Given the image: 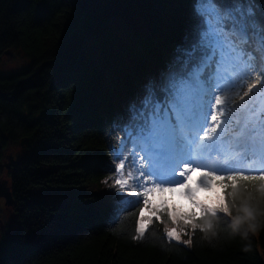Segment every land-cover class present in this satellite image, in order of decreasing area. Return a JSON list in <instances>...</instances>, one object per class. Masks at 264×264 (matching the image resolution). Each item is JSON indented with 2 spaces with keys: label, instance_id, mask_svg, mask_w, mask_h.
I'll return each mask as SVG.
<instances>
[{
  "label": "trees",
  "instance_id": "1",
  "mask_svg": "<svg viewBox=\"0 0 264 264\" xmlns=\"http://www.w3.org/2000/svg\"><path fill=\"white\" fill-rule=\"evenodd\" d=\"M190 11L191 0H0V58L18 49L30 59L26 69L0 74V190L8 179L16 223L0 217V264H264V181L240 182L226 196L230 214L209 217L207 232L186 226L192 246L167 238L166 215L135 239L142 204L116 214L108 195L116 191L113 151L125 140L121 117L155 69L167 68ZM88 32L102 40V56L85 51ZM130 152L129 144L123 154ZM9 154L19 159L11 168ZM185 202L184 212L193 211ZM245 207L255 231L248 222L233 227Z\"/></svg>",
  "mask_w": 264,
  "mask_h": 264
},
{
  "label": "snow or ice",
  "instance_id": "2",
  "mask_svg": "<svg viewBox=\"0 0 264 264\" xmlns=\"http://www.w3.org/2000/svg\"><path fill=\"white\" fill-rule=\"evenodd\" d=\"M121 119L125 140L113 151L116 191L108 195L116 214L142 204L135 239L153 217L163 223L162 214L173 225L182 221L205 232L209 217L230 214L226 196L235 197L240 182L264 181V0H191L182 43ZM257 161L256 169L243 166ZM213 188L222 190L216 200L198 199ZM177 191L193 211H169L166 202L151 200ZM181 232L165 229L170 241Z\"/></svg>",
  "mask_w": 264,
  "mask_h": 264
},
{
  "label": "rangeland",
  "instance_id": "3",
  "mask_svg": "<svg viewBox=\"0 0 264 264\" xmlns=\"http://www.w3.org/2000/svg\"><path fill=\"white\" fill-rule=\"evenodd\" d=\"M112 18H115L114 20L119 22L120 24L124 23L123 22V17L119 16H111ZM147 23V22H146ZM146 30V29H145ZM85 51L91 56V57H97V56H102V50L99 46V44H102V40L97 39L95 37H93L91 35V33H87L86 34V41H85ZM99 42V44H98ZM95 53H98V55H95ZM126 61L125 63H129L131 62V59L128 58V56L126 55ZM150 62L155 63V61L152 58H149ZM30 64V59L21 51V50H16L15 53L13 54V56H8L6 54L2 55L0 58V74H7L10 72H15V71H19V70H24L26 69ZM126 66L128 64H125ZM124 67V65L122 66ZM152 67H156L155 64L152 65ZM126 71V70H125ZM104 72H106V74L108 73V70L106 68V70H104ZM158 70L155 69L154 72V77H156L158 75ZM140 75H138V77L134 78L135 83H139L140 82ZM114 85H113V81H110V89H111V96L113 97V100H116V96H115V92H114ZM98 100H100L99 98H97ZM104 102V101H103ZM115 108H117L118 110H123L124 108L121 106L116 105ZM197 176L199 175V173H196ZM5 185L10 186V182L8 179H5ZM11 188V187H10ZM36 188V187H35ZM12 190V189H11ZM1 191V190H0ZM34 191V189H33ZM218 191V188H213V190L211 192H204V191H200L197 193L198 199L203 197L206 198L207 200L210 201H214L217 199L218 196H215V192ZM45 194H48L49 190H44L43 191ZM166 193L165 192L163 194L161 193H155L152 195L151 199L152 201L156 204V205H160L166 202L167 206H171V207H175L177 209H179L180 211L185 210V206H186V202H185V197L182 196L181 198H179L178 196L176 197V201H172L170 198L169 199H165L164 201L160 202L159 199L162 197H165ZM54 194L50 191V194H48L46 198H52ZM60 195L57 196L55 198V201H59ZM6 198L1 194L0 192V217L1 219L4 221V223L6 224V226L10 225L12 228H14L16 226V223L14 222L13 218H12V211L8 210L9 207L11 205H7L5 203ZM170 209V208H169ZM172 210V208L170 209ZM186 211V210H185ZM148 213H145V216L147 217ZM163 216V214L161 215V217ZM182 226V227H180ZM172 227H176L178 231H180V229H183V232H181V236H180V240L178 242L185 243V241L189 240V238L191 239V243L187 244L188 246H192V237L190 234H188L189 230L187 229L186 226H184L183 222L180 221L178 224L173 225L171 223L170 220L166 221V228H172ZM176 241V240H175Z\"/></svg>",
  "mask_w": 264,
  "mask_h": 264
},
{
  "label": "water",
  "instance_id": "4",
  "mask_svg": "<svg viewBox=\"0 0 264 264\" xmlns=\"http://www.w3.org/2000/svg\"><path fill=\"white\" fill-rule=\"evenodd\" d=\"M26 141V139H22V143H24ZM19 161V159H15L14 156L12 154H9L7 156V159L5 160V165L8 168H11L13 165H15L17 162ZM1 194L6 198L5 203L7 205H12L14 202V198H13V194H12V190L10 188V186L5 185L4 188H1Z\"/></svg>",
  "mask_w": 264,
  "mask_h": 264
},
{
  "label": "clouds",
  "instance_id": "5",
  "mask_svg": "<svg viewBox=\"0 0 264 264\" xmlns=\"http://www.w3.org/2000/svg\"><path fill=\"white\" fill-rule=\"evenodd\" d=\"M243 212H244V215L243 216H237L234 219L233 227L235 228V227L241 225L243 222H248V229L250 231H255L256 224L255 223H252V221H254V219H255L254 214H253V210L245 207L243 209Z\"/></svg>",
  "mask_w": 264,
  "mask_h": 264
}]
</instances>
